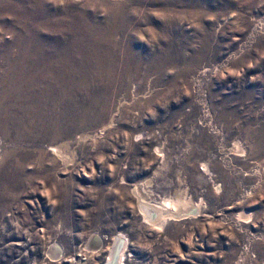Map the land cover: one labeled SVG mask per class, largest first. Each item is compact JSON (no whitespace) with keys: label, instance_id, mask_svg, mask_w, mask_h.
Here are the masks:
<instances>
[{"label":"rangeland","instance_id":"374dc122","mask_svg":"<svg viewBox=\"0 0 264 264\" xmlns=\"http://www.w3.org/2000/svg\"><path fill=\"white\" fill-rule=\"evenodd\" d=\"M35 43L89 85L0 104V264H264V0H0V92Z\"/></svg>","mask_w":264,"mask_h":264},{"label":"bare ground","instance_id":"6f19581e","mask_svg":"<svg viewBox=\"0 0 264 264\" xmlns=\"http://www.w3.org/2000/svg\"><path fill=\"white\" fill-rule=\"evenodd\" d=\"M56 51L57 50H54V53H50V47L48 44L42 46L37 43L32 44L31 51V47L28 45V53L32 55L31 64H29L27 69H24V74L15 70L8 78L6 87L2 90L3 92H0V99L4 100L0 101V104L4 102V104H8V107L16 106L22 109L24 115L31 117L34 123H40L43 127H46V124L52 126L57 118L55 115L56 110L63 106L68 100L71 91L89 85L88 66L90 65V61L88 59L83 60L79 59L80 57L76 58L72 55H67L66 52H62L61 54L59 52V57L58 52ZM23 57L24 61L27 60L26 55H23ZM63 114L64 112L61 114V120L65 118ZM56 129L52 134L48 130L44 131L41 135L42 138L47 137L52 138L53 140H58L68 133L67 130L70 131V129ZM180 203L175 204L178 207ZM183 203L184 202H182V206ZM175 204L173 205V208H175ZM142 210L146 213V216L150 218L151 215L149 216V209L142 206ZM178 212L181 213L180 209ZM161 214L163 215V220L159 221L162 223L166 220V217L164 216L165 214L166 216H173L171 211L170 213L166 211V213ZM118 244H121V239L119 238L116 239V247L112 250L110 255L111 259H109L106 264H116L118 259L117 254L119 249H121ZM122 258L123 254L120 252L117 264H122Z\"/></svg>","mask_w":264,"mask_h":264}]
</instances>
